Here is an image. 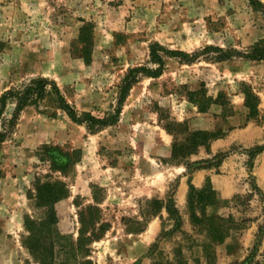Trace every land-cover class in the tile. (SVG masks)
I'll list each match as a JSON object with an SVG mask.
<instances>
[{"label": "rangeland", "instance_id": "rangeland-1", "mask_svg": "<svg viewBox=\"0 0 264 264\" xmlns=\"http://www.w3.org/2000/svg\"><path fill=\"white\" fill-rule=\"evenodd\" d=\"M259 1L254 8L249 0H0V95L44 77L78 114L102 118L120 107L112 123L89 129L54 94L20 109L6 101L0 256L17 242L22 255L44 264H264V59L244 56L264 39ZM84 21L92 24L89 60L76 40ZM154 43L186 55L158 50L163 65L151 75L147 69L159 66ZM136 67L146 69L131 72L135 81L119 104L120 85ZM247 86L255 114L244 102ZM46 145L80 154L66 175L42 157ZM56 180L66 195L48 203ZM207 182L218 202L202 207L193 194L188 204L189 185ZM87 206L94 228H107L75 248L78 211ZM201 211L227 219L222 241L190 214Z\"/></svg>", "mask_w": 264, "mask_h": 264}, {"label": "trees", "instance_id": "trees-1", "mask_svg": "<svg viewBox=\"0 0 264 264\" xmlns=\"http://www.w3.org/2000/svg\"><path fill=\"white\" fill-rule=\"evenodd\" d=\"M251 5L254 8H257L260 5L259 0H249ZM92 24L90 22L84 21L83 24L79 28V33L77 37V42L80 43V55L85 60L90 59L91 55V45H92ZM221 50V48H217ZM158 50H163L165 53L169 55L180 54L186 55L185 52L182 51H175V50H166L163 49L162 46L158 45L157 43L151 44L150 46V57L151 60L157 61L158 67L153 70H148V73L151 75H158L161 72V66L163 65V60L158 54ZM229 54L222 55L220 54L218 57L220 59H224L228 57ZM246 58L252 60H260L264 59V39H259L254 42L247 52L244 54ZM139 69H146L144 67H136L131 68L130 73L127 74L120 85L119 94H118V103L121 104L124 98L126 97L128 90L130 89L131 85L135 81V75L131 72H135ZM242 92L244 94V102L245 105L248 107V112L250 114H255L257 112L256 109V102L257 96L256 94L248 88H243ZM46 93L54 94L56 104L66 111L69 117L77 122V123H84L86 127L89 129H96L99 126L106 125L112 123L118 116L120 112V107L117 106L113 112H110L106 117H98L91 114L88 111H83L81 113H77L73 108H71L68 103L64 100V98L59 93V89L57 85L48 78L39 77L30 80L28 83L23 85L20 89H10L5 91L0 95V114L2 113V109L5 106V103L8 99H13L16 103V108L20 109L22 106L26 104H33L38 102L40 99L44 98ZM194 134L201 135V136H209V138H213L220 134V130L217 131H207V130H197ZM2 133L0 132V136ZM80 154L77 153L76 150L72 151H65L61 150L56 146H43L42 147V157L47 159L50 163V167L53 170H57L62 174L66 175L73 164L79 159ZM48 184V183H46ZM46 184H39L36 186L38 198H43V187ZM189 193H188V204L191 205L193 203V194H195L198 199V203L201 204L202 207L210 204H216L218 202V198L215 196V192L212 189L211 185L207 182L204 187L201 189H196L194 186L189 185ZM50 191L49 195L46 198V202L53 203L56 199L63 197L66 195L67 189L65 187L64 182L61 180H56L53 185H51V189L48 188ZM47 190V193H48ZM42 194V195H41ZM47 195V194H46ZM51 205V204H49ZM168 212H171L172 204H166L165 206ZM92 206H87L86 208L78 211V221H79V228H78V236L76 240V247L81 245L82 240H87L90 242L93 239H97L100 237L99 233L105 231L107 228V224L101 222L97 228H94V211L92 212ZM96 208L94 207V210ZM94 214V215H93ZM192 218L195 221H202L207 220L208 224H206L207 233L217 241H222L225 236L228 235V224L226 225L225 222L227 221L226 218L220 216H207L203 211H201V216H197L194 212H190ZM46 215L49 217V220L54 224L57 221V217L55 214L54 209L49 208V211L46 212ZM89 225H92L90 233L87 235V231ZM30 253L33 252L29 249ZM89 248H85V252H88ZM35 257H37L34 254ZM40 264H44L43 258L38 256L36 258ZM87 262L90 263L89 260Z\"/></svg>", "mask_w": 264, "mask_h": 264}, {"label": "crops", "instance_id": "crops-1", "mask_svg": "<svg viewBox=\"0 0 264 264\" xmlns=\"http://www.w3.org/2000/svg\"><path fill=\"white\" fill-rule=\"evenodd\" d=\"M233 132L228 134L230 137ZM231 140H234L233 135ZM5 223H0V227H5ZM1 229V228H0ZM1 230H0V237H1ZM18 243L16 242L13 244V247L11 248L9 254L8 251H6V254L0 256V264H38V262L34 261L32 258L28 256V254H21V250L17 248ZM27 259V260H26Z\"/></svg>", "mask_w": 264, "mask_h": 264}]
</instances>
